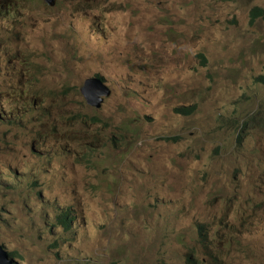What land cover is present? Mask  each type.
<instances>
[{"label": "rangeland", "instance_id": "1", "mask_svg": "<svg viewBox=\"0 0 264 264\" xmlns=\"http://www.w3.org/2000/svg\"><path fill=\"white\" fill-rule=\"evenodd\" d=\"M255 7L264 0H0V237L22 264L207 261L193 223L226 221L219 189L260 180L236 148L264 165ZM93 76L113 90L100 108L81 94ZM241 195L254 206L232 218L256 224H215L217 247L225 264H264V198Z\"/></svg>", "mask_w": 264, "mask_h": 264}, {"label": "clouds", "instance_id": "2", "mask_svg": "<svg viewBox=\"0 0 264 264\" xmlns=\"http://www.w3.org/2000/svg\"><path fill=\"white\" fill-rule=\"evenodd\" d=\"M254 9V8H253ZM203 60H206V56H200ZM205 63H207L206 61H204ZM65 90V89H64ZM110 94L109 95H105L103 101L105 100L106 97H109L113 90L110 89ZM83 95V92L81 93ZM83 98L85 100V102L87 103L84 95ZM102 101V102H103ZM101 102V105H102ZM89 104V103H87ZM90 105V104H89ZM101 105L99 107L93 106L95 108H100ZM191 112V111H189ZM189 112L183 113V114H188ZM4 118H6L4 120ZM9 118L10 115L8 117L6 116H2L0 113V120H4V123H8L9 122ZM246 118H251V117H246ZM19 119V116H18ZM6 126V125H5ZM243 125L240 124L239 129H242ZM6 129H10L9 125L6 126ZM247 149L249 151V153L245 156H243V159H250L248 160V169L245 173L246 177L251 178L252 177V167L254 164H258L262 166V169L260 170V180L258 181L257 184H252V182L248 183L247 186H250V190L244 189L243 185H229V184H224L220 189H219V195L223 201L222 203V207L225 208L226 210H228V218L226 217V221L225 218H222L221 216H219L216 213L213 214H207L205 216V218L210 219V222L207 223L206 221H202V220H195V222L193 223L194 226V236L191 238V241L195 244L194 245V249L196 251V255L197 253L200 251L202 253H205L207 255V261L205 262V257L201 258L199 260V258H197V256H195L194 254H190L187 258V262L188 264H212L211 263V259L212 258H217L218 260H215L214 264H225L226 262V258L224 253L221 250H218V243H219V239L216 235L215 232H213V226L215 224H219V225H223L225 224V222L228 221H232L233 223H240L243 224L244 226H253L254 224H256V222L251 221V220H238L237 218H232L231 214L233 213V211L235 209H252L254 206V201L250 200L245 202L239 201V199L241 198V193H245L247 194L246 197H252L253 194L255 192H259L260 193V198L263 197L264 198V176L262 175V173L264 172V165L261 164V158H260V154H258L255 151H252L251 149L248 148H243L241 147H237L236 150L238 151V153H240V155L242 156V150ZM240 161V160H239ZM239 161H237L235 164H237ZM9 169V168H8ZM10 170V169H9ZM13 178L15 179L16 173L15 170L11 172ZM143 183L138 184L135 188H133L134 192H137L139 190H141L143 188ZM120 190H122V187H119ZM262 208L264 210V204L262 205ZM62 219L64 221H69L72 222L73 218L72 217H68V213L65 211L64 216L62 217ZM261 224L264 226V212H263V216L261 218ZM232 238L235 241H238L240 243H246L248 245H250L252 243V239L248 238L244 232H242L241 229L239 228H233L232 229ZM6 242L4 240L1 239L0 237V264H22L21 262V256L20 254L14 250L11 249L7 244H5ZM162 254H160V261L162 262Z\"/></svg>", "mask_w": 264, "mask_h": 264}, {"label": "water", "instance_id": "3", "mask_svg": "<svg viewBox=\"0 0 264 264\" xmlns=\"http://www.w3.org/2000/svg\"><path fill=\"white\" fill-rule=\"evenodd\" d=\"M82 92L87 103L99 107L104 99V96L109 95L111 91L106 88L102 82L97 81L90 86H88V83L85 82Z\"/></svg>", "mask_w": 264, "mask_h": 264}, {"label": "trees", "instance_id": "4", "mask_svg": "<svg viewBox=\"0 0 264 264\" xmlns=\"http://www.w3.org/2000/svg\"><path fill=\"white\" fill-rule=\"evenodd\" d=\"M251 13H252L251 19L254 20L256 17L264 15V9L263 8L260 9L259 7H255ZM100 78H102V77H100ZM258 82H264V75H261L258 77ZM193 108H194V106H181V107L175 108L174 110L176 112H179V113H186V112H189L190 110H192ZM262 112H263V110L260 109V105H259V107H257L256 110L251 115H249L247 117L257 118L260 116V114H262ZM241 120L242 119H237L236 122L239 123Z\"/></svg>", "mask_w": 264, "mask_h": 264}, {"label": "bare ground", "instance_id": "5", "mask_svg": "<svg viewBox=\"0 0 264 264\" xmlns=\"http://www.w3.org/2000/svg\"><path fill=\"white\" fill-rule=\"evenodd\" d=\"M49 4H54L55 0H46ZM100 81L102 82V84L104 86H106V88H108L110 90V88L104 83V81L102 80V78H100L99 76H93V77H88L85 79L84 82L88 83V86L92 85L93 83Z\"/></svg>", "mask_w": 264, "mask_h": 264}]
</instances>
